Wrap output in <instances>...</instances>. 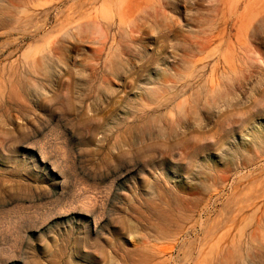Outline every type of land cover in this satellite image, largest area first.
Here are the masks:
<instances>
[{
  "label": "rangeland",
  "instance_id": "rangeland-1",
  "mask_svg": "<svg viewBox=\"0 0 264 264\" xmlns=\"http://www.w3.org/2000/svg\"><path fill=\"white\" fill-rule=\"evenodd\" d=\"M232 242L264 264V0H0V264H229Z\"/></svg>",
  "mask_w": 264,
  "mask_h": 264
},
{
  "label": "bare ground",
  "instance_id": "bare-ground-1",
  "mask_svg": "<svg viewBox=\"0 0 264 264\" xmlns=\"http://www.w3.org/2000/svg\"><path fill=\"white\" fill-rule=\"evenodd\" d=\"M106 34V33H105ZM100 35V34H99ZM98 36V35H97ZM104 37H105V35H104ZM49 59V60H48ZM50 59L51 58H49V56H45V57H43V59H41V62H40V64H38V65H42L43 64V66L45 67V68H49V64H50ZM14 60V59H13ZM21 66V65H20ZM117 67H118V63H116L115 61H112V60H110V68L111 69H117ZM29 71V70H28ZM139 71V70H138ZM30 76V75H29ZM59 78H61V77H59ZM63 78H67L68 79V77H63ZM72 78V77H71ZM71 78H69V79H71ZM129 79V78H128ZM139 79V78H138ZM196 79V78H195ZM72 80V79H71ZM70 80V81H71ZM130 80V79H129ZM133 80V79H132ZM131 80V81H132ZM181 80V79H180ZM61 81V80H60ZM69 81V80H68ZM73 81V80H72ZM194 81V80H193ZM198 81V80H197ZM181 82V81H180ZM180 82H179V84H180ZM177 83V82H176ZM71 87H70V94L73 96L74 94H77V92H79V89H80V87L82 86V84L81 83H78V82H76V81H74V82H72L71 83V85H70ZM160 86V85H159ZM159 86H157V87H159ZM127 87V86H126ZM160 87H162V86H160ZM148 93H150L151 94V92L150 91H146V94H142V95H145V97L146 98H148L149 96H148ZM198 94V93H197ZM57 95V94H56ZM104 95V94H103ZM188 96V95H187ZM121 97V96H120ZM77 100V99H76ZM187 100V99H186ZM117 101V100H116ZM210 101H211V97L209 96V95H205V94H198V96H196V98H195V101L193 100V103L194 102H197V103H200V102H204V106L202 107L203 109H208V108H210ZM86 102V101H85ZM69 105H70V108H75L76 106H75V103L70 99V102H69ZM53 107H54V105H53ZM105 108H106V106H105ZM110 108V107H109ZM144 107H142V109H143ZM168 108V107H167ZM76 109V108H75ZM78 109V108H77ZM178 110H179V112H180V114H183L184 113V111L182 110V107H181V105H178ZM183 111V112H182ZM208 111H209V109H208ZM78 112V111H77ZM116 113V112H115ZM151 113H153V112H151ZM198 109H195V111L193 112V115H198ZM57 119V118H56ZM162 117L161 116H159L158 118H154V117H152V115L148 112V113H144V115H143V118L140 120V122L139 123H136V124H132L131 125V127H130V129L131 130H133V131H136L139 135H141L143 138H146L147 137V134H148V132H149V130H151V129H153V127H156V125L157 124H159V123H161V121H162ZM61 120V119H60ZM137 120V119H136ZM124 128V127H123ZM203 130V129H202ZM192 131V130H191ZM205 131V130H204ZM204 131L202 132L203 134H204ZM191 133H194V135H195V138H197V139H199V138H202L204 135H202V134H199L200 132H198V131H193V132H191ZM136 134V133H135ZM190 136V135H189ZM98 138V137H97ZM207 138V137H206ZM136 139V138H135ZM134 139V140H135ZM111 140V139H110ZM98 141V140H97ZM127 141H129V140H127ZM138 141V140H137ZM131 143V142H130ZM140 143V142H139ZM148 143V142H147ZM24 144V143H23ZM134 145V144H133ZM147 145V144H146ZM149 146H150V144H149ZM196 146V145H195ZM134 147V146H133ZM136 147V146H135ZM118 149V148H117ZM126 148H124V150H125ZM160 149H162V148H160ZM209 149L208 148H199L198 149V151L196 152V153H194L193 154V156L191 157V161H190V165L191 166H195V164L199 161V160H202V161H209V157H210V155H209ZM138 152V151H137ZM145 153V152H144ZM154 154V153H153ZM156 154V153H155ZM113 155V154H112ZM143 156L145 155V154H142ZM42 156V155H41ZM146 156V155H145ZM113 157V156H112ZM123 157V156H122ZM151 157V156H150ZM155 157H157V156H155ZM44 158V157H43ZM133 158V157H132ZM136 158V157H135ZM135 158H134V160H135ZM140 158V157H139ZM154 158V157H153ZM159 158V157H158ZM115 159V158H114ZM122 159V158H121ZM136 159H138V157L136 158ZM143 159V158H142ZM44 160V159H43ZM120 160V159H119ZM130 160V159H129ZM133 160V161H134ZM42 161V160H41ZM120 162V161H119ZM127 162H129L128 160H127ZM131 163V162H130ZM124 164V163H123ZM118 165V164H117ZM51 166V165H50ZM138 166V165H137ZM198 166V165H197ZM196 166V167H197ZM118 169V168H117ZM154 169V168H153ZM119 171V170H118ZM154 171V170H153ZM125 174V173H124ZM205 174V173H204ZM119 176V175H118ZM116 183V182H115ZM182 241V240H181ZM248 241V240H247ZM183 242V241H182ZM250 242V241H249ZM261 242V241H260ZM175 243V242H174ZM177 243V242H176ZM188 243V242H187ZM186 243V244H187ZM252 243V242H251ZM180 244V243H179ZM169 246V245H168ZM177 246V245H176ZM185 246V245H184ZM214 248H216L218 251H220V248H221V242L220 241H218V242H216V243H214L213 245H212ZM245 246V245H244ZM156 248V247H155ZM154 248V249H155ZM158 248H159V246H158ZM171 248V247H170ZM174 248V247H173ZM172 248V249H173ZM212 248V247H211ZM178 249V248H177ZM153 251V250H152ZM164 251V250H163ZM173 251V250H172ZM179 252V251H178ZM195 252H196V250H195ZM160 253V252H159ZM172 253V252H171ZM248 253V252H247ZM158 254V253H157ZM244 255H246V253L244 252V249H243V247H242V245L238 242H232V249L229 251V258L231 259V262L229 263V264H237V262H240L243 258H244ZM249 255H250V253H249ZM173 256H171V258H172ZM167 258V257H166ZM226 264H228V262L226 263Z\"/></svg>",
  "mask_w": 264,
  "mask_h": 264
}]
</instances>
